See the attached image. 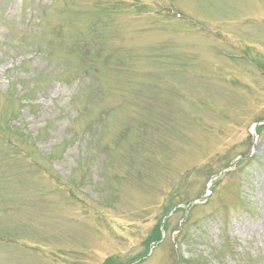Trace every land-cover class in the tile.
<instances>
[{
  "label": "rangeland",
  "instance_id": "rangeland-1",
  "mask_svg": "<svg viewBox=\"0 0 264 264\" xmlns=\"http://www.w3.org/2000/svg\"><path fill=\"white\" fill-rule=\"evenodd\" d=\"M260 121L264 0H0V264H264Z\"/></svg>",
  "mask_w": 264,
  "mask_h": 264
},
{
  "label": "trees",
  "instance_id": "trees-1",
  "mask_svg": "<svg viewBox=\"0 0 264 264\" xmlns=\"http://www.w3.org/2000/svg\"><path fill=\"white\" fill-rule=\"evenodd\" d=\"M262 129H264V126L258 128V130H262ZM239 157H240V159L238 161H240V160H241V162H243V161L249 162L250 161L249 155H240ZM238 161L236 162L237 164H236L235 167H238V165L241 163V162L238 163ZM218 183H219V180H215L213 182V184H212V188H214V186L217 185ZM174 208H175V213L183 211L181 208L177 209L174 204H172L171 206L166 208L164 210V213H163V215H164L163 219L160 220V222H158L155 225L154 229L152 230V232L150 234V237L147 239L148 245L158 242L160 240L161 236H162V233H165L167 231V229H168V220L167 221H163V220L167 216V214L171 210H173ZM195 208H198V206H196ZM188 220H189V217L185 220L184 225L186 224V222H188ZM161 221L163 222L162 228H161ZM179 234H182V232H179ZM104 264H108V261H106ZM182 264H190V262H189L188 259H186V260L182 259Z\"/></svg>",
  "mask_w": 264,
  "mask_h": 264
}]
</instances>
